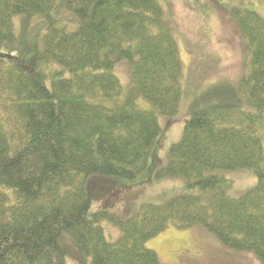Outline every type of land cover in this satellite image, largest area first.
<instances>
[{
    "label": "trees",
    "instance_id": "trees-1",
    "mask_svg": "<svg viewBox=\"0 0 264 264\" xmlns=\"http://www.w3.org/2000/svg\"><path fill=\"white\" fill-rule=\"evenodd\" d=\"M228 15L245 71L184 97L160 0H0V264H160L146 242L196 224L264 264V17ZM183 97L181 136L155 177L181 178L184 192L125 219L94 208L91 183L144 172L158 115L175 116ZM243 169L256 185L231 197L220 172ZM91 175L103 178L87 190ZM103 222L119 229L115 241Z\"/></svg>",
    "mask_w": 264,
    "mask_h": 264
},
{
    "label": "rangeland",
    "instance_id": "rangeland-1",
    "mask_svg": "<svg viewBox=\"0 0 264 264\" xmlns=\"http://www.w3.org/2000/svg\"><path fill=\"white\" fill-rule=\"evenodd\" d=\"M160 1L166 23L178 43L182 64L181 81L186 89L184 97L191 96L193 91L199 93L214 83L235 82L241 77L245 71L243 41L237 26L228 15L229 9L233 6L247 8L264 17V0ZM207 4L212 10L206 8ZM37 19L33 18L30 22ZM15 22L17 26V18ZM115 73L126 87L129 81L126 63L119 61ZM184 97L175 116L158 115L162 135L156 139L144 172L135 180L109 178L115 183L105 184L101 188L91 183V194L96 199L94 208L105 207L125 219L135 215L142 203H163L169 197L184 192L181 178L155 177L156 169L165 166L167 162L170 144L181 136L183 117L186 114ZM141 103L142 107L147 106L143 101ZM220 173L233 181L228 191L231 197L240 196L257 182L255 174L248 169ZM95 178L103 176L91 175L86 182L87 190L90 180ZM102 226L107 240L115 241L119 237L117 227L107 222H103ZM146 247L157 253L160 264H260L252 252L223 245L199 224L186 228L169 226L150 238ZM67 264L76 263L68 259Z\"/></svg>",
    "mask_w": 264,
    "mask_h": 264
}]
</instances>
